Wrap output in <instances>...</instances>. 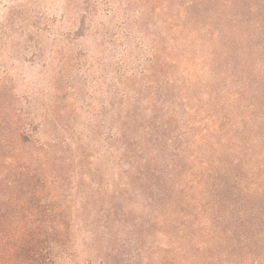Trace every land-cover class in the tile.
<instances>
[{
    "label": "rangeland",
    "instance_id": "rangeland-1",
    "mask_svg": "<svg viewBox=\"0 0 264 264\" xmlns=\"http://www.w3.org/2000/svg\"><path fill=\"white\" fill-rule=\"evenodd\" d=\"M200 1L0 0V264H162L182 254L176 228L191 217L155 224L129 162L185 148L199 167L201 137L217 126L210 93L226 85L238 108L226 131L248 128L225 156L239 157L226 167L228 201L220 213L198 207L209 212L192 218L204 249L187 245V258L264 264V230L216 220L236 208L243 216L239 186L264 185V0H233L237 29L225 16L197 17ZM238 89L247 101L236 102Z\"/></svg>",
    "mask_w": 264,
    "mask_h": 264
},
{
    "label": "trees",
    "instance_id": "trees-1",
    "mask_svg": "<svg viewBox=\"0 0 264 264\" xmlns=\"http://www.w3.org/2000/svg\"><path fill=\"white\" fill-rule=\"evenodd\" d=\"M207 3L212 4V6H209V9H205ZM232 5H234L233 0H201L199 9L196 12L197 17L206 15L211 20L209 21V25H211L220 21V19L225 16L226 20L231 24L233 23L236 29L240 28V14L232 8ZM254 7L256 9L257 5L251 6L252 9H254ZM230 9H232V12H230ZM227 10H229V12ZM200 22L203 23L202 21ZM259 23V20H255L254 22L256 26ZM200 24L197 22L196 25L200 26ZM220 28L223 30L220 29L218 31L224 34L226 33L227 36H229L230 32L224 25L220 26ZM235 28L234 30H236ZM218 34L221 36L220 32H218ZM215 37L218 38L215 39L216 43L220 44L221 39H219L218 35ZM231 76H233V78L229 79L230 82L234 81V75ZM227 86L229 85H226V87ZM226 87L223 88L222 91L215 89V91L213 90L214 92L210 93L211 100L208 104L213 108L214 114H212L211 117L215 122L214 124H217V126L211 132L208 131L201 137V139H203L201 148L207 147V149H205V155H200L199 167L196 166L197 160H194L195 158L197 159L198 156L192 155V158H190L185 148L179 149L178 152H169V150L165 151L157 148V150H153L151 154H147V156L143 157L140 161L135 160L129 162L132 171H134L133 173H136V175L138 174V179L141 181L142 185H140L139 190L143 189L148 206L156 210V214L153 216L155 224H165L167 220L177 223L178 218L176 215L179 214V212L186 213L188 215L187 217H191V219H186L181 223L180 229L176 228L180 230V234L176 236V243H178V248L181 250L182 254L172 256L169 260L163 261L162 264H189L187 258L188 246L191 243L194 245L199 244L198 246L204 249L199 242L200 240H198V235L195 231H192L196 230L195 228L198 226L194 225L192 218H196L197 220L200 218V220H198L200 223L202 219L204 220L208 217L204 214L209 212L206 208H202L201 211L199 210L197 212L198 207L205 206L208 207L209 211L211 210L213 214L220 213L224 203L228 201V198L224 197L223 191L227 190L231 183H229L231 174L226 171V167L228 164L237 166L239 157H236L235 162L229 163V161H226L225 156L228 154L233 155L232 150L236 151V149L231 146L233 139L241 143L244 142L243 132L247 130L248 126L235 132L226 131L224 125L226 122H232V115H236V109H238L236 103L230 104V102L224 98L223 92H227ZM236 94L239 97L236 99V102H239V100L247 101L240 89L237 90ZM258 99H260L258 95L253 96L251 99L253 102L251 101L250 105L254 106ZM156 140L158 142H163L162 136ZM147 141L148 140L145 139L144 144H146ZM165 143L168 148L173 146L171 141L166 140ZM144 144H142V146ZM191 166H194V168L191 169ZM238 190L243 196H246L244 200L245 205L243 210H245V212H243V216L236 217L237 214L234 210H237V208L234 210H227L223 215H216L219 226L223 225L225 227L226 224L224 221H230V218L234 216L235 219L233 224L231 227L226 226V230H264V218L261 213L263 208L262 203L264 202V185L255 182L254 186L248 187L247 185H243L239 186ZM260 206H262V208ZM244 214L251 216V218L247 219L244 217ZM223 239L224 238H220V240ZM32 256L33 258H39L41 256L40 250H32ZM163 260H165V258ZM176 260L177 262H175ZM196 260L197 259H194V262Z\"/></svg>",
    "mask_w": 264,
    "mask_h": 264
}]
</instances>
